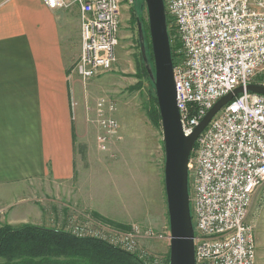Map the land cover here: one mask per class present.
I'll return each instance as SVG.
<instances>
[{"label":"built area","instance_id":"obj_1","mask_svg":"<svg viewBox=\"0 0 264 264\" xmlns=\"http://www.w3.org/2000/svg\"><path fill=\"white\" fill-rule=\"evenodd\" d=\"M122 1L43 0L51 9L78 10L81 51L74 71L84 84L117 61ZM140 3L146 15V1ZM164 3L171 45L181 44L175 48L174 73L184 135L194 132L218 100L243 87L201 133L188 163L196 264H256L254 226L247 218L264 187V94L247 87L264 86V0ZM117 110L110 95L96 101L101 147L119 127ZM68 228L135 253L145 264H168L143 247L141 239L156 231L140 224L122 230L83 214L70 218Z\"/></svg>","mask_w":264,"mask_h":264},{"label":"crops","instance_id":"obj_2","mask_svg":"<svg viewBox=\"0 0 264 264\" xmlns=\"http://www.w3.org/2000/svg\"><path fill=\"white\" fill-rule=\"evenodd\" d=\"M74 10L78 18L73 19L66 9H51L43 0H0V227L41 226L46 212H79V206L122 230L135 223L161 227L168 214L162 179L158 175L153 198L154 175L145 166L130 167L117 181L113 216L76 198V181L83 177L78 140L84 137L85 117L69 47L76 26L81 51ZM149 244L143 243L148 251Z\"/></svg>","mask_w":264,"mask_h":264},{"label":"rangeland","instance_id":"obj_3","mask_svg":"<svg viewBox=\"0 0 264 264\" xmlns=\"http://www.w3.org/2000/svg\"><path fill=\"white\" fill-rule=\"evenodd\" d=\"M137 2L138 0L132 4L129 0L122 1L119 45L116 50L117 61L113 69L90 79L85 84L78 77L80 82L79 98L82 102L85 117V131L83 132V139L78 140V143L83 145L80 155L82 156L81 172L83 177L82 179L79 177V181H76V198L84 197L92 204L95 203L103 213L109 216H113L114 204L117 205L119 200L117 190L120 187L117 181L122 180L123 175L127 174L128 169L133 166H145L146 171L153 173V198H155L156 193V180L158 175H160L163 186L161 191V194H163V205L168 213L164 180L165 150L162 124L160 127L155 125L150 120L146 109L149 90L151 85H154L151 78L152 71H154V57L150 55L151 50L148 44L146 45L147 48H145L142 27L137 28L136 21L138 16L134 17V13L137 12V7L135 6L137 4L140 5V2ZM74 9L76 8L67 10L73 19L74 17L78 18ZM139 12H142L143 16L146 13L145 10H142V5ZM77 35V28L73 26L69 33V47L73 53L74 62L78 61L80 55V41ZM177 41L175 40L174 44ZM140 53L145 59L148 73L150 72L149 80L147 79V81L145 78L142 86L137 70L140 62ZM106 95H110L117 102L116 117L119 121V127L108 137L105 147H101L98 136L102 133V129L96 123L94 117L96 114L95 104L98 98ZM81 190L83 192H80ZM153 204H156L155 199H153ZM48 206L51 207L49 203ZM45 208L46 206L44 210ZM79 208V212H72L68 208L64 212L62 210L53 212L48 209L49 212H46L45 217L46 222L41 226L70 231L68 221L74 215L82 217L81 214L85 213L94 216L95 212L90 207ZM104 217L102 218L101 216L103 220L108 219ZM247 222L254 226L257 245L256 264H264V187L260 188L254 197ZM168 223L169 214H166L164 224L161 227L155 226L154 223L135 224H140L142 227L156 231V236L152 238L143 237L141 243L143 245L145 242H150L148 246H150V251L152 250V255L156 257L163 256V261L171 264L170 239L167 238L170 226L166 227ZM2 260L0 259V262Z\"/></svg>","mask_w":264,"mask_h":264},{"label":"water","instance_id":"obj_4","mask_svg":"<svg viewBox=\"0 0 264 264\" xmlns=\"http://www.w3.org/2000/svg\"><path fill=\"white\" fill-rule=\"evenodd\" d=\"M145 1L154 57L151 78L158 99L164 138V180L170 226V260L171 264H196L188 163L201 133L222 107L232 101L235 95L243 92V87L218 100L194 132L185 136L177 104L174 60L165 3L164 0ZM247 89L264 94V86L261 85L250 84Z\"/></svg>","mask_w":264,"mask_h":264},{"label":"trees","instance_id":"obj_5","mask_svg":"<svg viewBox=\"0 0 264 264\" xmlns=\"http://www.w3.org/2000/svg\"><path fill=\"white\" fill-rule=\"evenodd\" d=\"M139 4L135 6L137 12L134 13V17L138 16L137 28L142 27L145 48L148 44L151 50L150 55L153 57L149 21L147 14L143 16L142 12H139L141 3ZM170 35H172L171 29ZM180 46L179 41L176 44L172 42L174 61L175 48ZM137 70L142 86L145 78L149 80L150 73L142 54ZM151 89L146 104L147 114L150 120L160 127L162 119L154 85H151ZM0 259H3L0 264H145V261L137 254L123 250L107 241L79 236L64 229L33 224L17 227L3 224L0 227Z\"/></svg>","mask_w":264,"mask_h":264}]
</instances>
